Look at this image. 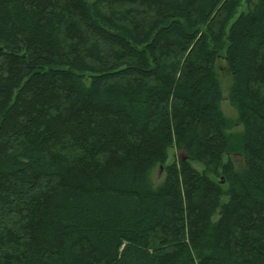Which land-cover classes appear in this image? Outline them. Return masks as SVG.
Returning <instances> with one entry per match:
<instances>
[{
    "label": "trees",
    "instance_id": "16d2710c",
    "mask_svg": "<svg viewBox=\"0 0 264 264\" xmlns=\"http://www.w3.org/2000/svg\"><path fill=\"white\" fill-rule=\"evenodd\" d=\"M0 264H264V0H0Z\"/></svg>",
    "mask_w": 264,
    "mask_h": 264
},
{
    "label": "rangeland",
    "instance_id": "374dc122",
    "mask_svg": "<svg viewBox=\"0 0 264 264\" xmlns=\"http://www.w3.org/2000/svg\"><path fill=\"white\" fill-rule=\"evenodd\" d=\"M245 3H243L242 5H240L239 9L237 10V13L239 12H246V7L244 5ZM221 65H223V63H221ZM219 80L221 83V89H222V100L219 103V108L222 112V114L225 116V118L231 120L234 125L232 127V129H230L227 133L228 134H236L239 135L242 133V127L238 124H236V119H237V111L234 105H232L229 101H228V95H227V89L228 86L230 84V80L229 78H227V76L224 74V71L222 68H219ZM167 161L166 163H169L171 161V159H183L184 158V154L174 150L173 148L169 149L167 151ZM234 162L236 165H240V157L239 156H234L233 157ZM193 167L200 170L201 167L198 164H193ZM164 178V170L162 166H155L148 174V181L151 184V186L153 188H157L158 186H160V184L162 183ZM218 180V179H217ZM224 188H226V185L224 186ZM225 197L222 199L224 200ZM216 217L212 218V221H216Z\"/></svg>",
    "mask_w": 264,
    "mask_h": 264
}]
</instances>
